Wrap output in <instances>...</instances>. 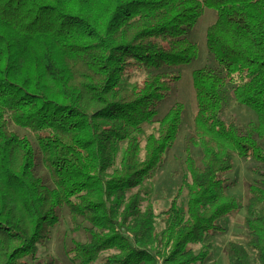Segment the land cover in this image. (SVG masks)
<instances>
[{
  "label": "trees",
  "instance_id": "16d2710c",
  "mask_svg": "<svg viewBox=\"0 0 264 264\" xmlns=\"http://www.w3.org/2000/svg\"><path fill=\"white\" fill-rule=\"evenodd\" d=\"M205 9L216 14L211 70L191 73L185 176L155 214L131 193L177 140L182 106L158 109L197 56L188 31ZM135 72L145 77L130 86ZM228 84L254 125L221 118ZM254 136L264 138V0H0V264H35L64 209L88 225L72 264L201 263L192 247L242 209L227 193L235 158L264 165ZM244 213L224 253L264 264V183L247 188Z\"/></svg>",
  "mask_w": 264,
  "mask_h": 264
},
{
  "label": "rangeland",
  "instance_id": "374dc122",
  "mask_svg": "<svg viewBox=\"0 0 264 264\" xmlns=\"http://www.w3.org/2000/svg\"><path fill=\"white\" fill-rule=\"evenodd\" d=\"M216 20V14L213 10L205 9L203 16L197 24L188 31V38L197 45L198 53L196 58L188 65L178 70L180 80L173 86L169 93L159 106L158 118H161L168 109L179 104L183 108L181 128L174 146L165 154L163 162L153 174L152 178L146 180L139 188L131 194L139 193L141 198V208L143 210L151 209L153 213L158 214L163 210L168 201L182 186L185 176V147L189 136L192 133L193 118L195 114V99L191 83V73L197 69H210V56L206 49V30ZM211 70V69H210ZM217 73V72H216ZM145 73L135 72L131 75L128 85H133L142 81ZM232 84L226 85L222 90L223 111L221 118L230 124L239 128L252 126L256 123L255 114L248 108L237 104L230 97ZM156 123L148 125L143 130L142 148L146 136L153 132ZM259 149L264 153V138L254 136ZM229 186L227 193L236 197L242 209L231 214L222 220V233L207 236L201 244L193 246L195 253H206L205 259L199 264H231L224 253V245L228 240H241L243 232L242 224L245 216L244 206L247 201V188L250 185H262L264 183V165L259 160L247 159L241 160L235 158L233 170L227 175ZM182 203L186 202V191H184ZM87 223L81 219L73 220L67 209L59 213V223L52 230L50 239L44 246L39 247L35 264H46L49 260L55 264H72L67 255V250L72 242H87L88 238L84 232ZM107 254L101 256L104 257ZM94 264H102L99 260Z\"/></svg>",
  "mask_w": 264,
  "mask_h": 264
}]
</instances>
